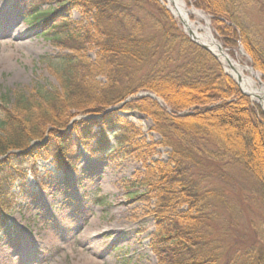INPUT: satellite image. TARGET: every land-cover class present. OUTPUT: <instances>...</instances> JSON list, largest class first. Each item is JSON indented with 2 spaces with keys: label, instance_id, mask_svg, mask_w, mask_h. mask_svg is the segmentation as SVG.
Returning a JSON list of instances; mask_svg holds the SVG:
<instances>
[{
  "label": "trees",
  "instance_id": "trees-1",
  "mask_svg": "<svg viewBox=\"0 0 264 264\" xmlns=\"http://www.w3.org/2000/svg\"><path fill=\"white\" fill-rule=\"evenodd\" d=\"M64 2L69 3L64 11H78L81 21L25 9L41 37L60 49L49 70L57 86L0 96V233L7 234V214L30 199L28 174L38 177L41 190L47 189L45 178L52 172L42 176L37 163L53 159L65 179L74 160L70 153L83 148L110 162L141 164L142 172L124 184L128 191L135 185L145 188L129 196L152 209L149 247L158 264H264V239L258 248L223 254L222 242L210 228L222 194L205 187L213 175L210 164L230 157L259 184L264 203V114L258 106L208 52L187 39L157 0ZM192 3L210 16L223 48L232 54L240 45L264 79V44L243 23L246 4ZM146 93L161 105L138 96ZM126 99L130 101L119 107ZM129 110L149 118L161 141L140 138L120 114ZM115 129H120L118 146L112 149L108 134ZM164 146L171 150L167 160L154 159Z\"/></svg>",
  "mask_w": 264,
  "mask_h": 264
},
{
  "label": "rangeland",
  "instance_id": "rangeland-1",
  "mask_svg": "<svg viewBox=\"0 0 264 264\" xmlns=\"http://www.w3.org/2000/svg\"><path fill=\"white\" fill-rule=\"evenodd\" d=\"M64 1L0 0V96L30 87L46 91L57 86L49 70L57 64L60 49L41 37L38 23H29L25 9L36 7L81 21L78 11H64L69 6ZM238 1L246 4L242 16L245 27L264 44V0ZM145 8L156 13L149 6ZM235 54L236 61L249 65L247 56ZM89 56L95 59L93 51ZM120 114L140 138L161 141L144 114L130 110ZM115 130L108 134L112 149L118 146L120 129ZM170 151L169 147H159L154 159L165 162ZM70 157L74 160L65 179L56 171L53 159L37 163L42 176L52 172L50 179L44 177L46 190L38 186V177H27L30 199L6 216L7 234L0 233V264H158L149 247L154 232L152 209L129 196L141 194L145 188L135 185L128 191L124 184L133 180L137 171L142 172L141 164L131 159L110 162L83 148L74 149ZM210 168L213 175H208L205 187L221 191L223 202L210 228L221 240L223 254L234 256L236 251L260 247L264 203L259 184L230 157L213 161Z\"/></svg>",
  "mask_w": 264,
  "mask_h": 264
},
{
  "label": "bare ground",
  "instance_id": "bare-ground-1",
  "mask_svg": "<svg viewBox=\"0 0 264 264\" xmlns=\"http://www.w3.org/2000/svg\"><path fill=\"white\" fill-rule=\"evenodd\" d=\"M163 2L173 18L182 25L183 30L190 33L196 42L206 46L221 63L225 73L237 82L240 90L249 96L252 103H258L264 111V81L261 75L247 63L236 61L234 57L219 48V44L212 36L208 16L201 11L188 8L182 0H163ZM0 15H2L1 10ZM17 35L20 37V33ZM235 55L245 57L241 49L237 50Z\"/></svg>",
  "mask_w": 264,
  "mask_h": 264
},
{
  "label": "water",
  "instance_id": "water-1",
  "mask_svg": "<svg viewBox=\"0 0 264 264\" xmlns=\"http://www.w3.org/2000/svg\"><path fill=\"white\" fill-rule=\"evenodd\" d=\"M184 33L186 34V36L188 37V39H189L192 43L196 44L197 46H199V47L202 48L203 50L209 52L214 58H216V56L213 55V54L209 51V49H208L206 46H204V45H202V44H200V43H197V42L191 37L190 33H188V32H184ZM240 92H241V91H240ZM242 94L245 95V96H248L247 94H245V93H243V92H242ZM126 102H128V100H126L124 103H126Z\"/></svg>",
  "mask_w": 264,
  "mask_h": 264
}]
</instances>
